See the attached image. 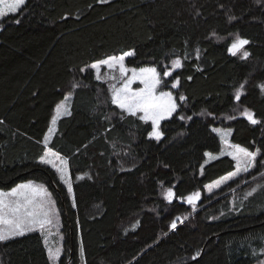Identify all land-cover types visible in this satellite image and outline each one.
Wrapping results in <instances>:
<instances>
[{
	"label": "trees",
	"instance_id": "obj_1",
	"mask_svg": "<svg viewBox=\"0 0 264 264\" xmlns=\"http://www.w3.org/2000/svg\"><path fill=\"white\" fill-rule=\"evenodd\" d=\"M237 35L249 41L246 59L228 52ZM127 51V68L161 74L181 60L162 77L177 111L161 121L159 140L149 122L112 104L88 67ZM262 84L264 0H26L0 20V190L26 182L48 190L64 234L57 264H264ZM68 94L71 115L57 121L48 147L67 161L71 196L39 163L54 109ZM238 108L261 123L233 115ZM221 127L231 144L259 150L253 174L261 176L250 190L210 199L206 186L235 168L227 155H205L220 153L213 129ZM168 189L171 203L162 196ZM195 192L205 206L171 229L190 214L183 198ZM0 264H51L41 233L0 242Z\"/></svg>",
	"mask_w": 264,
	"mask_h": 264
},
{
	"label": "snow or ice",
	"instance_id": "obj_2",
	"mask_svg": "<svg viewBox=\"0 0 264 264\" xmlns=\"http://www.w3.org/2000/svg\"><path fill=\"white\" fill-rule=\"evenodd\" d=\"M100 2L104 3L107 2V0H100ZM25 4L26 0H0V19L10 14L15 15ZM247 44H249L247 39H243L237 35L235 40L228 47V52L233 56H236L237 53H242L241 59H246L249 53L243 49ZM133 55V51H127L120 56H110L88 67L95 70L96 79L98 81L102 80L101 66H106L110 70L106 75H108L109 79L113 80L117 79V77L113 75L112 72H114L117 67L119 68L122 86H110L109 91L111 92L112 104L128 115L137 116L140 114L138 115V119L141 121H151L152 131L149 133V136L150 138L159 140L161 138V132L159 131L160 122L171 117L172 114L177 111V102L173 94L162 90V85L166 86L167 84V81L163 80L162 77L171 76L173 70L182 67V63L180 59L173 60L172 69H166L162 74L154 67L129 69L125 66L124 60L125 57ZM80 71L84 72L85 69L82 68ZM128 72H131V76L125 78ZM189 79H191V77H189ZM137 80L143 85V88L134 91L131 85ZM179 83L180 81L177 77L171 84V87L177 88ZM77 86L78 85L74 84L73 88ZM243 88L244 85L242 84L240 88L237 89L235 94L236 100L240 99ZM260 89L261 92H264V84L260 85ZM185 99L183 95H180V101H184ZM70 101L71 94L65 95L64 100L56 106L55 115L51 120V126L43 140L45 150L39 159V163L52 166L56 172L60 174V179L66 184L68 193L71 196L73 189L71 178L67 176V161L58 153L48 148V142L55 132L58 119H60L61 116L71 115ZM242 115L251 125L261 123V121L257 120L254 114L248 109H245ZM214 131L221 133L220 129H214ZM229 134L230 131L223 132L222 139ZM224 143H227V140H224ZM229 147L234 149L233 152H228L227 154L236 161L237 172L230 173L228 177L223 178L225 180L237 175L241 170L245 172L249 171V169L255 166L257 156L260 155L259 150L250 151L240 145H229ZM222 154L224 153L222 152ZM205 155L209 156L211 159L216 158L209 153H205ZM77 179H80V177H77ZM250 194L251 193H249V195ZM173 196V191L168 189L165 193V199L171 203ZM198 198L199 193L197 192L183 199H186L187 203L195 208V202ZM54 207V202L48 190L42 186L34 185L31 182L18 184L16 187L12 188L10 192H0V242L22 236L27 232L39 230L41 235L45 237V247L47 249L49 261L53 262V264H57V262L61 261L63 249L60 246L52 247L48 244V236L51 235V227L56 222ZM184 219H186V217ZM177 221L183 222L181 217H176L170 225L171 229L177 227ZM199 255L200 253L197 252L192 259L195 260ZM80 256L83 260V248L80 250Z\"/></svg>",
	"mask_w": 264,
	"mask_h": 264
},
{
	"label": "rangeland",
	"instance_id": "obj_3",
	"mask_svg": "<svg viewBox=\"0 0 264 264\" xmlns=\"http://www.w3.org/2000/svg\"><path fill=\"white\" fill-rule=\"evenodd\" d=\"M124 63H125V60H124ZM171 68H172V63H171ZM129 69H131V68H129ZM94 72H95V70H94ZM109 72H110V70L106 66H101L102 80H100V82L104 84L105 89H106V93L111 97V92L109 91L110 86L115 85L116 87H121L122 86V81L120 79V73H119V68L118 67H117V69L114 72H112V74L115 75L117 77V79H115V80L109 79L108 78V75H106ZM95 74H96V72H95ZM130 76H131V72H128L126 74V77L125 78L130 77ZM131 87L135 91V90H139V89L143 88V85L140 84V82L137 80V81H135L131 85ZM162 90L163 91L171 92L173 94V92H172L171 89L162 88ZM173 97H174V94H173ZM174 99H175V97H174ZM243 112H244V109H239L238 108V109H236L233 112V115L243 116L242 115ZM54 115H55V113H54ZM138 115H140V114H138ZM226 120H228V119H226ZM148 122L151 124V121H148ZM214 129H220L221 130V133H217L216 131H214L219 136L218 138H219V140L221 142V150H220V153H218V154H211V153H209V154H211V156L216 157V158H218L219 156H223V155H227V156L231 157L230 155L227 154L228 152H233L234 151L233 148H230L229 147V145H233L229 141V137H230V134H231L230 129L224 128V127L214 128ZM229 131H230V134L227 135L226 137H224L222 139V133L223 132H229ZM51 138H52V136H51ZM152 139H155V138H152ZM224 140H227V143H224ZM222 152L224 154H222ZM207 157H208L207 158L208 160H212L209 156H207ZM234 163H235V168L230 173L237 172V167H236V161L235 160H234ZM50 167H52V166H50ZM255 169H256V165L254 167H252L251 169H249V171H247V172L242 171V170L239 171L237 175L231 177L230 179H227V180L223 179V178L229 176L230 173H228L225 176H223V177H221V178L213 181L212 183L208 184L206 186L205 190H204V193H205L206 197L209 196V197H211L210 199H215L217 197H224V196L229 195L230 193L234 192L235 190L242 189L243 187H245V191L246 190H250L252 186L250 188H247L248 183H250L252 181L253 182L256 181L261 176V174H264V172H261L260 175L254 176V174H253L254 172L253 171ZM58 175L60 177V174L59 173H58ZM67 176L70 177V173H69V170H68V166H67ZM247 177H250V178H247ZM26 183H29V182H26ZM31 183L34 184V185L42 186L43 188H45L41 184H38V183H35V182H31ZM62 183L67 188L66 184L64 182H62ZM21 184H24V183H21ZM10 191L11 190H7V191L0 190V192H10ZM166 191L167 190H164L162 192V196H163L164 199H165V193H166ZM195 193H197V192H195ZM198 193H199V198L195 202V208H193L192 205L188 204L187 201H186V199L184 200V203L187 204L190 207L191 212L188 215L186 214V216L185 215H180V217H181V219H182L183 222L181 223L180 221H177V225H180V224L185 223L188 219L191 218V216L195 212L200 211L205 206L204 205V206L200 207V204L202 202L206 201V197H204V194L203 193H200V192H198ZM52 201L54 202V205H55V207H54V213H55V217H56V222L51 227V235L48 236V244H49V246H52V247L60 246L63 249V247H64V234L62 232L63 226H62V222H61V219H60V214L58 213V210L56 208V203L53 200V198H52ZM166 201L169 202L168 200H166ZM185 217H186V219H184ZM37 231H39V230H37ZM46 235H47V232H46ZM42 237H43V242H44V245H45V237L44 236H42ZM46 251H47V249H46ZM50 263L53 264V262H50Z\"/></svg>",
	"mask_w": 264,
	"mask_h": 264
},
{
	"label": "crops",
	"instance_id": "obj_4",
	"mask_svg": "<svg viewBox=\"0 0 264 264\" xmlns=\"http://www.w3.org/2000/svg\"><path fill=\"white\" fill-rule=\"evenodd\" d=\"M61 102H62V101H61ZM61 102H60V103H61ZM60 103H59V104H60ZM55 109H56V107H55ZM55 109H54V113H55ZM54 113H53V115H54ZM65 116H66V115H65ZM61 117H63V116H61ZM51 120H52V119H51ZM58 120H59V119H58ZM50 125H51V122H50ZM49 127H50V126H49ZM55 130H56V126H55ZM47 132H48V131H47ZM47 132H46V133H47ZM52 136H53V135H52ZM50 140H51V139H50ZM50 140H49V142H50ZM49 142H48V144H49ZM42 144H43V142H42ZM43 146H44V144H43ZM48 148H49V147H48Z\"/></svg>",
	"mask_w": 264,
	"mask_h": 264
}]
</instances>
